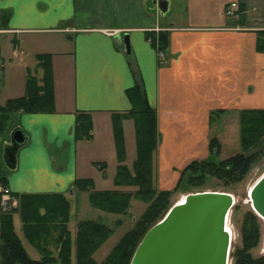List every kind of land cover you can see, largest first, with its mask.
I'll list each match as a JSON object with an SVG mask.
<instances>
[{"label":"crops","instance_id":"1","mask_svg":"<svg viewBox=\"0 0 264 264\" xmlns=\"http://www.w3.org/2000/svg\"><path fill=\"white\" fill-rule=\"evenodd\" d=\"M158 1L165 12L158 10ZM230 3L237 4L233 18L224 14ZM257 10L262 21L264 0H0V17L7 15L0 29L6 31L0 34V105L24 95L29 75L41 78L37 55L51 57L54 113H16L0 137L4 147L13 131L25 137L15 168L0 161V171L19 201L10 212L14 232L32 260L39 261L46 250L57 252L54 225L32 228L44 214L40 203L65 196L73 215L71 185L76 179L93 180L87 174L90 166L115 155L111 114L130 110L125 92L137 80L156 110L160 142L153 155V180L158 191L172 190L190 162L211 159L210 139L216 138L221 151L222 141L214 135L226 127L230 137L239 133L242 111L264 110V54L256 51V33L263 26L255 22ZM155 28L167 35L163 63L147 39L158 34ZM124 34L128 55L120 41ZM80 112L92 119L89 141L73 138ZM98 122L109 123L99 147ZM29 201L36 202L35 217L30 216L33 209L22 212V203ZM24 218L32 222L24 226ZM69 232L73 241L76 230ZM105 243L92 256L96 263L112 249L96 260ZM40 245L48 246L44 251ZM74 252L72 246V264Z\"/></svg>","mask_w":264,"mask_h":264},{"label":"trees","instance_id":"2","mask_svg":"<svg viewBox=\"0 0 264 264\" xmlns=\"http://www.w3.org/2000/svg\"><path fill=\"white\" fill-rule=\"evenodd\" d=\"M243 9H239L242 12ZM7 20V15L0 17L2 23ZM264 27V11H263ZM256 51L264 54V29L256 33ZM152 46L161 51L167 49L166 33H150L147 35ZM156 48V47H155ZM38 66L42 70L40 79L29 75L25 81L24 95L20 98L8 100L0 105V137L6 136L12 117L16 113L25 114H52L54 113V94L52 83V69L50 55H37ZM126 97L131 105L130 110L124 113L111 114V129L115 156L117 161L116 172L112 183L114 187H133L134 192L119 190L96 191L92 179H76L71 185L72 192L86 193L91 208L112 215H125L132 199L147 204L145 211L134 222L112 248L101 263H96L93 254L109 239L113 231L96 221H80L76 225L74 240L68 230L70 220V204L65 196L54 195L47 197L40 203L44 207V214L32 228L42 230L48 225L57 229L55 247L57 253L51 255L46 250L41 254L39 261L32 260L14 232L11 213L0 214V264H72V246H74L75 264H129L135 248L144 234L170 209V198L173 193L202 188L208 179H216L224 186L241 182L250 171L252 165L261 155L262 150L257 147L264 141V110H246L239 114V144L241 152L222 161L211 159L190 162L180 173V177L172 190L158 191L153 180V155L160 142L157 129L156 110L147 100L143 86L139 80L126 90ZM221 112L212 113L210 120L218 117ZM132 121L135 136L136 157L131 167L125 165L126 149L123 132V121ZM74 141H89L92 138V119L87 113L80 112L75 119L73 130ZM209 154L218 156L220 146L216 138L208 143ZM93 166L102 175H105L106 164L95 162ZM0 185L7 186V178L0 171ZM19 202V201H18ZM21 204V203H20ZM24 210L30 209L31 217H35L36 202H23ZM35 210V211H34ZM27 214V212H26ZM256 217L252 212L243 216L241 245L233 253L234 264H264V255L253 258V250L260 242L259 227ZM32 222L24 218V226ZM116 226L120 221L115 222Z\"/></svg>","mask_w":264,"mask_h":264},{"label":"water","instance_id":"3","mask_svg":"<svg viewBox=\"0 0 264 264\" xmlns=\"http://www.w3.org/2000/svg\"><path fill=\"white\" fill-rule=\"evenodd\" d=\"M158 10L166 11L162 1ZM120 41L130 54L128 35ZM24 141L19 131L10 134L4 147L6 168H15V155ZM247 197L252 212L264 220V173ZM234 203V197L224 192L187 194L144 234L129 264H228L230 238L225 226Z\"/></svg>","mask_w":264,"mask_h":264},{"label":"rangeland","instance_id":"4","mask_svg":"<svg viewBox=\"0 0 264 264\" xmlns=\"http://www.w3.org/2000/svg\"><path fill=\"white\" fill-rule=\"evenodd\" d=\"M260 11L258 12L257 10V12L255 11L254 13L255 22L263 26V21H260L259 19L256 18L260 16L259 14ZM41 50H44V47H42ZM106 124L108 127L109 123L106 122ZM107 127H105V123L98 122L96 124L95 129L98 133L96 135L97 147H99V145L103 146V144L105 143V140L107 138ZM124 130H125L124 136H125V149H126L125 165L130 166L132 165V162L135 160L136 157L135 136H134V127L132 121H128L127 123H125ZM222 134L224 137L222 136ZM214 136H216L217 138L220 137V140L222 141V146H221L222 148L218 156L211 158L212 161H222L241 152L238 131H236L234 137H230L232 136V131L229 130L228 127H226V131L220 133V135L215 134ZM96 143L94 142V145H96ZM257 148L262 150L261 155L259 156L257 161L252 165L250 171L241 182L224 186L221 182L217 181L216 179H208L202 188H196L192 190L187 189L184 192L179 190L178 192L173 193V195L170 198V205L172 207L175 204H177L181 200V198L186 196L187 194H193L198 192H205V191L224 192L231 194L234 197L235 203L228 216L229 224L233 231V241L230 244L228 264H234L233 253L235 251V248L240 247L241 245L240 230L242 227L243 216L246 212H252L250 205L248 203V197H247L248 190L255 183V181L264 173V141L261 142L260 146ZM0 149H1L0 161L5 166L4 145L0 144ZM98 150L99 148H96L93 151L97 152ZM115 158H116L115 155L113 156L111 155V157L106 156V163L104 162L107 166L105 169L106 178H103L102 173L99 172L97 168L90 166L89 168L90 171H88L87 174L94 177L93 182L96 191L114 190L112 179L116 172L117 161ZM122 188L125 189L119 191L134 192L136 190V188L133 187H122ZM69 199H70L73 215H70L71 217L68 223V228L72 233L75 232L76 230V223L83 220L96 221L98 223L105 225L106 227H108L113 231L108 241L105 243L104 247L96 254L95 257L96 260H100L105 252H108L111 248H113L117 244L120 238L133 227L134 222L139 218V216L145 211L147 207V204L132 199L130 201V207L127 211V214L117 216V215L107 214L91 208L88 202V195L86 193H84V195L78 193L74 197H69ZM252 213L254 214V212ZM255 217L257 219L256 223L257 226L259 227L261 238L258 245L253 250H251V255L253 258H258L264 255V249H263L264 221L259 217H257L256 215ZM117 220L120 221L119 226L115 225V222ZM47 246L48 245H40V247L44 251H45V247ZM56 253L57 252L55 253L50 252L51 255L53 254L56 255Z\"/></svg>","mask_w":264,"mask_h":264},{"label":"built area","instance_id":"5","mask_svg":"<svg viewBox=\"0 0 264 264\" xmlns=\"http://www.w3.org/2000/svg\"><path fill=\"white\" fill-rule=\"evenodd\" d=\"M237 10L236 3H230L226 6L224 14L226 17L233 18L235 16V12ZM154 31L159 33L162 31L161 29L155 28ZM5 30H0L1 33H5ZM156 53H157V60L159 63H163L165 60V53L161 51L158 47V44L155 46ZM19 202L18 199L11 194L9 189L3 185H0V212L2 213H10L11 211L18 208Z\"/></svg>","mask_w":264,"mask_h":264},{"label":"bare ground","instance_id":"6","mask_svg":"<svg viewBox=\"0 0 264 264\" xmlns=\"http://www.w3.org/2000/svg\"><path fill=\"white\" fill-rule=\"evenodd\" d=\"M183 200H184V197L181 198V200L179 201V203H180V202H183ZM263 221H264V220H263ZM225 230H226V232H227L228 235H229V238H230V244H231L232 241H233V231H232V228H231V226H230V224H229V219H228V218H227V222H226ZM263 249H264V237H263ZM229 251H230V249H229ZM228 259H229V258H228Z\"/></svg>","mask_w":264,"mask_h":264}]
</instances>
